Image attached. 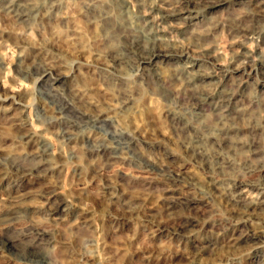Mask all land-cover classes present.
I'll list each match as a JSON object with an SVG mask.
<instances>
[{
    "label": "rangeland",
    "instance_id": "rangeland-1",
    "mask_svg": "<svg viewBox=\"0 0 264 264\" xmlns=\"http://www.w3.org/2000/svg\"><path fill=\"white\" fill-rule=\"evenodd\" d=\"M0 264H264V0H0Z\"/></svg>",
    "mask_w": 264,
    "mask_h": 264
},
{
    "label": "bare ground",
    "instance_id": "bare-ground-1",
    "mask_svg": "<svg viewBox=\"0 0 264 264\" xmlns=\"http://www.w3.org/2000/svg\"><path fill=\"white\" fill-rule=\"evenodd\" d=\"M20 2H21V1H20ZM15 6H17V4H13V3H12V5H10V7L8 8V10H9V9H12V10L15 9ZM156 7H157V6H156ZM157 8H158V7H157ZM151 9H152V8H151ZM151 13H152V12H151ZM154 39H155V38H154ZM159 40H160V39H159ZM159 40H158V41H159ZM151 57H152V56H151ZM190 66H191V65H190ZM215 71H216V70H215ZM26 138H33V135L28 136V137H26ZM237 181H239V180H237ZM257 193H258V191L255 192V194H257ZM234 198H235V202L238 203V204H239L240 202H242V201H243V202L245 201V203H246V202H249L247 207H251L252 205H256V204L259 205L260 203H262V202H261L262 199L259 198V196H255V197L250 198V200H247V198L244 197L243 192H242V193H239V194H237V195H235ZM241 205H242V204H241ZM251 215H252V214H251ZM246 217H247V216H246Z\"/></svg>",
    "mask_w": 264,
    "mask_h": 264
}]
</instances>
